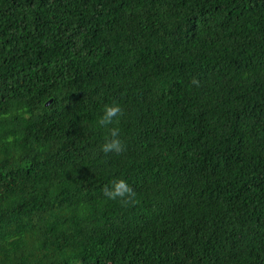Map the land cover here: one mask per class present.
<instances>
[{
  "label": "trees",
  "instance_id": "16d2710c",
  "mask_svg": "<svg viewBox=\"0 0 264 264\" xmlns=\"http://www.w3.org/2000/svg\"><path fill=\"white\" fill-rule=\"evenodd\" d=\"M0 264H264V0H0Z\"/></svg>",
  "mask_w": 264,
  "mask_h": 264
},
{
  "label": "clouds",
  "instance_id": "9594fccd",
  "mask_svg": "<svg viewBox=\"0 0 264 264\" xmlns=\"http://www.w3.org/2000/svg\"><path fill=\"white\" fill-rule=\"evenodd\" d=\"M194 83H198V81L194 80ZM124 113L125 109L118 101H112L103 105L96 123L98 127L108 130V135L101 145V150L104 153H120L124 151L125 141L122 138L120 127L117 126ZM10 139L11 137H9ZM104 195L111 200L120 199L122 202L127 203L135 197L136 193L126 179L119 178L113 180L105 187Z\"/></svg>",
  "mask_w": 264,
  "mask_h": 264
},
{
  "label": "water",
  "instance_id": "95a60500",
  "mask_svg": "<svg viewBox=\"0 0 264 264\" xmlns=\"http://www.w3.org/2000/svg\"><path fill=\"white\" fill-rule=\"evenodd\" d=\"M51 102V100H49L48 102H47V104H49Z\"/></svg>",
  "mask_w": 264,
  "mask_h": 264
}]
</instances>
